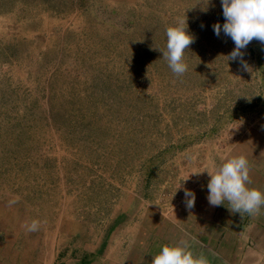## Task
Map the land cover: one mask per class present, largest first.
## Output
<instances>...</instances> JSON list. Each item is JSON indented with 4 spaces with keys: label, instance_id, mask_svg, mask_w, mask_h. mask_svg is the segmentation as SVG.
Masks as SVG:
<instances>
[{
    "label": "rangeland",
    "instance_id": "1",
    "mask_svg": "<svg viewBox=\"0 0 264 264\" xmlns=\"http://www.w3.org/2000/svg\"><path fill=\"white\" fill-rule=\"evenodd\" d=\"M225 22L221 0H0V264H99L228 158L264 161V44L245 70Z\"/></svg>",
    "mask_w": 264,
    "mask_h": 264
},
{
    "label": "crops",
    "instance_id": "2",
    "mask_svg": "<svg viewBox=\"0 0 264 264\" xmlns=\"http://www.w3.org/2000/svg\"><path fill=\"white\" fill-rule=\"evenodd\" d=\"M258 159L248 161V187L264 192V161ZM208 194V188L196 192L195 206L177 222L150 211L129 231L131 239L113 242L119 248L117 256L103 254L99 264H152L164 245L181 242H187L194 256L206 258L208 264H264V206L258 213L241 216L228 209V201L210 205Z\"/></svg>",
    "mask_w": 264,
    "mask_h": 264
},
{
    "label": "clouds",
    "instance_id": "3",
    "mask_svg": "<svg viewBox=\"0 0 264 264\" xmlns=\"http://www.w3.org/2000/svg\"><path fill=\"white\" fill-rule=\"evenodd\" d=\"M225 23L213 25L217 37L223 31L235 44V49L227 57L229 60H240L241 66L249 71L243 59L242 49H245L254 39L264 44V0H221ZM167 44L163 59L177 76L187 71L184 62L186 49L194 42L188 31L187 20L177 18L174 27L166 30ZM250 165L243 155L228 158L216 168L215 172H208L210 181L208 201L212 206L224 205L228 201L231 212L240 214L258 213L264 206V192L256 188H249ZM185 204L188 209L195 206L196 196L191 190H185ZM38 221L25 225L29 232L38 230ZM152 264H208L206 258L194 256L187 242L175 245H164L159 254L153 257Z\"/></svg>",
    "mask_w": 264,
    "mask_h": 264
}]
</instances>
